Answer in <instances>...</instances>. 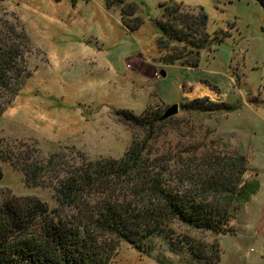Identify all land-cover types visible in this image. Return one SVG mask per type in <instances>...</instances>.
<instances>
[{
  "label": "rangeland",
  "instance_id": "rangeland-1",
  "mask_svg": "<svg viewBox=\"0 0 264 264\" xmlns=\"http://www.w3.org/2000/svg\"><path fill=\"white\" fill-rule=\"evenodd\" d=\"M166 1L126 0L142 20L135 31L122 24L125 6L108 8L105 0L0 2V24L15 25L29 36L32 72L0 116L2 150L38 156L48 168L44 184L30 186L18 166L0 157L1 198L36 197L56 207V175L61 167L79 163L77 150L91 160L119 158L132 134H143L120 122L116 111L122 109L140 114L147 107L165 110L179 104L174 120L151 140L154 155L177 159L239 152L257 161L264 152V7L256 0H171L183 11L207 16L210 43L200 51L199 66L187 67L160 59L164 51L157 44L155 19ZM196 98L232 108L182 109L181 102ZM238 215L233 233L175 227L208 245L218 244L217 264H264V232H243L235 224ZM155 247L165 250L170 261L158 262L121 242L109 264L201 263L186 250H168L160 240Z\"/></svg>",
  "mask_w": 264,
  "mask_h": 264
},
{
  "label": "trees",
  "instance_id": "trees-1",
  "mask_svg": "<svg viewBox=\"0 0 264 264\" xmlns=\"http://www.w3.org/2000/svg\"><path fill=\"white\" fill-rule=\"evenodd\" d=\"M4 0H0L2 2ZM264 7V0H256ZM108 8L125 6L121 21L130 31L142 20L134 3L105 0ZM155 19L157 44L164 63L198 67L200 51L209 42L207 16L183 11L179 3L160 4ZM28 34L7 22L0 24V116L31 76ZM186 111L230 110L205 98L181 102ZM164 108L147 107L140 114L116 111L132 132L119 158L91 160L77 150L79 163L61 167L55 178L57 206L36 197H0V264H109L121 242L158 262H168L165 250L188 251L200 264H217L218 244L208 245L178 232L175 224L217 234L233 233V220L260 188L258 173L244 153H202L179 157L154 155L151 140L173 119ZM0 157L24 172L27 185L42 186L48 168L38 156L19 157L2 150ZM2 170L0 168V178ZM161 251V250H160ZM206 258V260H205Z\"/></svg>",
  "mask_w": 264,
  "mask_h": 264
},
{
  "label": "crops",
  "instance_id": "crops-1",
  "mask_svg": "<svg viewBox=\"0 0 264 264\" xmlns=\"http://www.w3.org/2000/svg\"><path fill=\"white\" fill-rule=\"evenodd\" d=\"M256 160L257 161H250L249 159V162L250 166L258 173L260 188L258 192L252 196L246 207L240 212L235 220L237 222L235 224L241 227L243 232H247L248 234L253 232V234L258 235L264 232V152L261 153ZM255 211H257L256 214ZM251 224L253 225V231H250Z\"/></svg>",
  "mask_w": 264,
  "mask_h": 264
},
{
  "label": "water",
  "instance_id": "water-1",
  "mask_svg": "<svg viewBox=\"0 0 264 264\" xmlns=\"http://www.w3.org/2000/svg\"><path fill=\"white\" fill-rule=\"evenodd\" d=\"M179 107L180 106L178 103L169 105L167 108H165L162 118H168L170 116L175 115L176 113H178Z\"/></svg>",
  "mask_w": 264,
  "mask_h": 264
},
{
  "label": "built area",
  "instance_id": "built-area-1",
  "mask_svg": "<svg viewBox=\"0 0 264 264\" xmlns=\"http://www.w3.org/2000/svg\"><path fill=\"white\" fill-rule=\"evenodd\" d=\"M253 249V248H252Z\"/></svg>",
  "mask_w": 264,
  "mask_h": 264
}]
</instances>
